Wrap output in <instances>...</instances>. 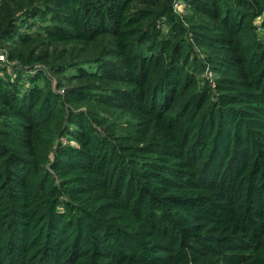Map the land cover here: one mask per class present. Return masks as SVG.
I'll return each mask as SVG.
<instances>
[{"label": "trees", "instance_id": "trees-1", "mask_svg": "<svg viewBox=\"0 0 264 264\" xmlns=\"http://www.w3.org/2000/svg\"><path fill=\"white\" fill-rule=\"evenodd\" d=\"M0 264H264V0H0Z\"/></svg>", "mask_w": 264, "mask_h": 264}, {"label": "built area", "instance_id": "built-area-1", "mask_svg": "<svg viewBox=\"0 0 264 264\" xmlns=\"http://www.w3.org/2000/svg\"><path fill=\"white\" fill-rule=\"evenodd\" d=\"M6 58L7 57H6L5 53L0 50V61H5Z\"/></svg>", "mask_w": 264, "mask_h": 264}]
</instances>
